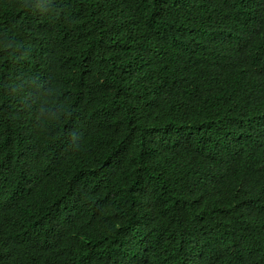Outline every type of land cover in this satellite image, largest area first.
<instances>
[{"label":"trees","instance_id":"obj_1","mask_svg":"<svg viewBox=\"0 0 264 264\" xmlns=\"http://www.w3.org/2000/svg\"><path fill=\"white\" fill-rule=\"evenodd\" d=\"M0 264H264V0H0Z\"/></svg>","mask_w":264,"mask_h":264}]
</instances>
